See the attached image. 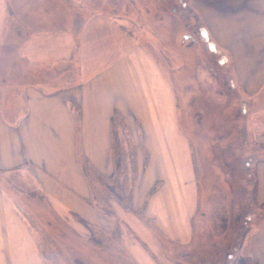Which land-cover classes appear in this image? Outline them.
I'll return each instance as SVG.
<instances>
[{
    "label": "crops",
    "instance_id": "crops-1",
    "mask_svg": "<svg viewBox=\"0 0 264 264\" xmlns=\"http://www.w3.org/2000/svg\"><path fill=\"white\" fill-rule=\"evenodd\" d=\"M80 1L0 0V46L5 43L0 51L6 55L0 58V264H48L22 198L43 202L76 228L78 216L101 227L112 222L96 208L78 157L103 178L114 176L116 113L131 123L139 119L143 129L150 120L160 122L166 138L150 142L156 153L152 161L160 166L165 151L158 146H173L180 133L172 79L158 74L157 63L140 49L128 47V26L116 19L112 27L109 8L89 16L90 7ZM190 1L217 45L230 55L248 102L247 126L264 147V0ZM114 31L118 41L111 39ZM12 43L16 47L9 50ZM164 96L165 118L158 112ZM152 113L159 114L151 119ZM182 136V154L187 155L183 180L197 188L191 138ZM146 144L150 149L148 140ZM153 168L138 164L133 207L142 178ZM257 193L264 206V158L257 165ZM244 245L246 255L264 264V219Z\"/></svg>",
    "mask_w": 264,
    "mask_h": 264
},
{
    "label": "rangeland",
    "instance_id": "rangeland-1",
    "mask_svg": "<svg viewBox=\"0 0 264 264\" xmlns=\"http://www.w3.org/2000/svg\"><path fill=\"white\" fill-rule=\"evenodd\" d=\"M80 3L90 7L87 15L96 11L99 15L109 8L112 27L116 19L128 26V47L140 49L139 53L157 63L158 74L172 79L180 133L172 140L173 146H158L165 151L160 166L152 161L156 153L150 145L166 138L160 122L150 120L153 123L143 129L139 119L132 124L125 115L126 128L121 127L122 119L112 124L117 175L105 180L94 172L84 173L96 208L111 218L105 227L91 224L88 229L79 221L76 228L43 202L22 198L28 202L29 218L41 237L48 264H233L235 257L246 254V237L264 219V206L255 193L264 147L247 126L248 102L230 55L217 45L190 0ZM117 38L114 31L111 39ZM12 44L9 50L16 47ZM5 57L0 51V58ZM161 98L158 112L165 118L166 98ZM158 114L148 116L152 119ZM186 134L191 138L192 177L197 188L183 180L187 155L182 154V135L186 139ZM138 164L154 167V172L142 178L139 199L131 209L128 198Z\"/></svg>",
    "mask_w": 264,
    "mask_h": 264
},
{
    "label": "trees",
    "instance_id": "trees-1",
    "mask_svg": "<svg viewBox=\"0 0 264 264\" xmlns=\"http://www.w3.org/2000/svg\"><path fill=\"white\" fill-rule=\"evenodd\" d=\"M118 119H122V120H120L121 121V125H124V126H121V127H123V128H126L127 127V118H126V116L125 115H123V114H120V113H116L115 115H114V117H113V119H112V124L114 123V122H116ZM119 124V123H118ZM120 125V124H119ZM127 139H125V141H126ZM130 158H131V156H130ZM132 159V158H131ZM80 162V166H81V168H82V170H83V172L84 173H86V172H94V174H96L98 177H102V175H100V174H98V172H97V170L92 166V164L88 161V160H86V158H84L83 156H82V159L79 161ZM133 162H136V160H135V158H134V160H133ZM115 175H117V173H115ZM114 175V176H115ZM114 176H112V177H114ZM135 176H133V178H134ZM105 179V178H104ZM105 180H107V179H105ZM133 181H134V179H133ZM131 190H132V188H131ZM130 190V191H131ZM257 192V189L255 188V193ZM131 194V193H130ZM131 195H129V203H130V206H129V208H131V209H133V206H132V202H131ZM109 198V202H111V196H109L108 197ZM107 198V199H108ZM118 200L119 201H122V199L120 200V198H118ZM106 212H108V213H112V211L111 210H106ZM79 217V220L82 222V223H84L85 224V226L88 228H90L91 227V225H90V223H88V221L85 219V218H83V217H81V216H78ZM88 228V229H89ZM77 262H78V260H77ZM79 263H81V262H79ZM233 264H257V261H256V259L253 257V256H251V255H246V254H243V255H239V256H237V257H235L234 258V261H233Z\"/></svg>",
    "mask_w": 264,
    "mask_h": 264
}]
</instances>
